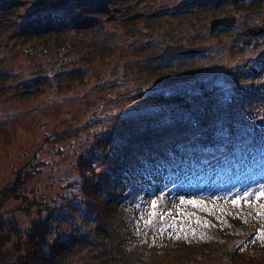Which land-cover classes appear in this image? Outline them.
<instances>
[{
  "label": "rangeland",
  "instance_id": "obj_1",
  "mask_svg": "<svg viewBox=\"0 0 264 264\" xmlns=\"http://www.w3.org/2000/svg\"><path fill=\"white\" fill-rule=\"evenodd\" d=\"M179 1L137 2L135 11L155 15L150 22L149 19L138 17L131 24H123L121 20L128 14L123 12L115 14L112 19H98L95 16L96 21L91 25L79 29H61L59 37L49 31L28 41H22V35L11 34V18L0 14V196L4 186L14 178V169L40 166L39 171L24 183L27 199L11 198L0 207V227L8 230L11 240L18 239V236L20 240L24 238L32 220L40 215L37 205L46 204L51 208L56 206V209L53 207L52 215L48 216V222L50 235H59L65 247L66 261L63 264H264V204L254 205L259 202L249 201L264 200V196L257 198L258 191H264L261 188L264 178H257L255 182H243L241 178L234 183L226 180L219 190L222 193H213L212 198H220L222 202L238 195L246 202L244 194L250 193L246 205L255 208L259 205L256 208L259 211L256 222L248 223V229L239 231H234V228L214 232L208 221H199L198 227L192 226L196 224L193 214L181 212L178 208L181 205L193 209V203L199 196L176 195L173 189L169 191L162 188L157 195L145 200L144 204L137 205V208L140 206L145 211L137 210L135 215L130 213L128 207L123 208L121 214L124 217L129 214L127 219L130 218L131 223L144 228L139 233V236L143 234L139 239L138 236L128 240L125 246L117 245L119 240L115 239L110 229L103 234L106 237L103 240L94 237L95 233H91V230L95 220L92 218L81 224V218L84 217L82 205L66 209V212L57 206L64 192L71 191L65 187V183L78 176L76 158L90 146L91 136L112 129L115 134L119 129L123 128L124 131V127L126 130L127 126L131 130L140 121V116L127 118L129 108L138 107L147 111L157 104L156 98L149 92L145 97H133L130 92L138 91L144 82L150 87L156 86V93L158 90L174 88L188 76L184 74L193 71L197 76L207 77V85L219 77L230 82L227 72L232 65L249 63L264 55V30L256 33V44L248 43L247 47L244 45L246 43L241 42V48L228 49L230 43L236 46L237 36L234 29L223 30L221 35L214 34L217 28L221 30L222 23L210 27L215 17L209 13L211 4L202 7V12L198 8L199 15L189 19V16L176 15V10L190 7L180 5ZM13 3L15 5L10 15L21 21L24 6L28 4L29 8L32 2L14 0ZM225 6L236 15L235 22L238 20L241 28L243 10L237 12L229 3H225ZM51 9L63 12L60 5L51 6ZM262 11L264 3L259 10L244 17L249 26L258 24ZM242 30L244 28L239 32L242 33ZM166 44H203L204 48L201 50L203 52L186 56L173 53L171 60L169 56L160 57L161 60L153 59L167 66L154 72L145 61V56L162 49ZM28 48H39V52L29 54ZM211 53L214 55L210 56ZM60 62L64 65L61 64L60 72L55 73ZM169 68H175L179 73L174 75L168 72ZM116 72L123 75L119 76L120 73ZM217 88L220 90V86ZM187 95L185 93L177 103L165 99L161 108L158 106V114L165 118L170 114H176L170 118L178 117L180 109L187 110L193 106H184ZM245 107H241V112L246 110ZM150 115H142V119L151 118ZM251 115L249 112L248 118L253 123L254 118L256 121L264 120V110ZM152 140L155 139H150L147 144H153ZM257 147L254 146V149ZM72 193L76 194L74 189ZM181 197L183 204L180 203ZM154 199L157 205L162 204L169 209V217L155 209V217L148 218L154 222L163 220L165 225L174 223L175 229L169 227L161 234L159 227L155 231L145 227V221L149 219H144L139 212L149 215L153 211L151 201ZM41 214L44 216L43 212ZM146 237L149 241L147 245ZM194 237L203 238L204 243L194 245L191 242ZM185 241L190 244H185ZM7 247H10V243ZM236 248L243 255H234V261L231 256ZM13 254L10 256L13 257Z\"/></svg>",
  "mask_w": 264,
  "mask_h": 264
},
{
  "label": "trees",
  "instance_id": "obj_2",
  "mask_svg": "<svg viewBox=\"0 0 264 264\" xmlns=\"http://www.w3.org/2000/svg\"><path fill=\"white\" fill-rule=\"evenodd\" d=\"M30 1L32 5L29 8H27L28 4L27 7L24 6V15L19 21L10 15L13 13L14 0H0V14L11 18L13 29L11 34L22 35V41L39 38L49 31H52L55 37H59L61 29H79L93 24L96 21L95 16H98V19L100 17L112 19L115 14L128 13L121 20L123 24H131L138 17L149 19L150 22L155 17L152 13L148 15L134 10L136 3L142 0ZM225 3L231 4L237 12L243 10L241 11L243 29L249 27L244 17L252 11L259 10L264 0H180V5L190 7L186 6L187 8L181 11L176 10V15L195 18L200 13L198 8H201L202 12V7L207 4H211L208 8L212 16L234 15ZM56 5H60L63 12L51 9V6ZM257 23H264L263 11L261 20ZM220 27L221 30L217 28L214 31L215 35H221L223 30L234 29L237 36L236 46L230 43L227 45L228 49L241 48L239 44L248 38L247 34L244 36L239 32L241 28L238 26V20L232 25L221 24ZM257 38L258 34H254L250 43L256 44ZM244 45L248 47V43ZM160 50H154L145 56V61L150 64L154 72L167 68L166 65L158 64L153 60L160 59L157 58ZM37 52L39 48L27 51L29 54ZM167 56L170 57L168 59H172L171 54ZM61 64L63 63L60 62L55 73L60 72V67L64 65ZM175 68H169L167 71L177 75L179 71ZM229 69L231 70L227 72V76L230 82L219 77L218 80L207 85L205 84L207 77L197 76L193 71L184 74L188 76L177 87L158 90L156 93V86L150 87L144 82L143 87L138 91L130 92L133 97H145L149 92L156 98L157 104L147 111L146 109L142 111L138 107L129 108L127 118L140 116V121L131 130L127 126L126 130L124 127V131L123 128L119 129L116 132L117 136L113 133V129L91 136L90 146L80 152L76 158L78 176L65 183V187L71 191L74 189L79 197L74 193L70 194L71 191L64 192L65 195L59 197L61 200L58 202V208H63L66 212V209H75L78 205H82L84 217L81 218V224L93 218L95 223L91 233H95L94 237L103 240L106 238L103 234L110 229L115 239L119 240L117 245L125 246L128 240L137 238L144 228L131 223L130 218L127 219L129 214L124 217L121 214L123 208L128 207L130 213L135 215L137 210L145 211L141 210L140 206L137 208V205L144 204L145 200L157 195L162 188L169 191L173 189L172 192L175 191L176 195L199 196L193 203V209L181 205L178 208L181 212L193 214L196 224L192 226L198 227L199 221H208L214 232L234 228V231L248 229V223L256 222L259 214L256 208H259L260 204L263 205L264 200L246 199L244 200L246 202H243L242 197L238 195L222 202L220 198L213 199L212 196L215 192L222 193L219 190L223 181L232 180L234 183L241 178L243 182H255L257 177L264 178V120L256 121L254 118L253 123L248 118L249 112L254 116L255 113L260 114L264 110V55L258 56L253 61L250 60L249 63L232 65ZM116 73H120L119 76L123 75L121 72ZM185 93L188 95L184 106L185 104H193V106L187 110L180 109L176 118H170L176 114H170L166 118L158 114L162 101L167 99L177 103L183 99ZM242 106H246V110L241 112ZM162 113L168 112L162 111ZM145 114H151V118L142 119V115ZM150 139H155L152 140L153 144H147ZM254 146L258 147L254 149ZM39 168L40 166L35 165L32 169H14V178L4 186L0 196V207L11 198L26 200L24 183L31 179ZM233 200H237V203L233 204ZM248 200L257 201L259 203L253 204L259 205L256 208L246 205ZM37 206L40 215L32 220L22 240L19 236L18 239L11 240L8 230L0 227V264H63L66 261L65 247L59 240V235L57 237L50 235L48 216L52 215L53 207L56 209V206L52 208L46 204ZM41 206L43 208H40ZM156 209L163 216L169 217V209L162 204L157 205ZM139 214L144 219H150L147 212H139ZM141 235L143 234L141 233L137 239ZM147 238L145 245L149 242ZM202 240L204 239L194 237L191 242L199 245L204 243ZM8 243H10L9 248ZM184 243L190 244L186 241ZM238 249L236 248L232 253L231 257L234 261L237 255L238 257L243 255ZM11 253H14L13 257L10 256Z\"/></svg>",
  "mask_w": 264,
  "mask_h": 264
},
{
  "label": "water",
  "instance_id": "obj_3",
  "mask_svg": "<svg viewBox=\"0 0 264 264\" xmlns=\"http://www.w3.org/2000/svg\"><path fill=\"white\" fill-rule=\"evenodd\" d=\"M236 15L231 16H221V17H214L213 20L210 22V27H216L219 23L223 25H232L236 21ZM264 30V23L261 24H254L253 26L245 27L242 30L243 34H247L248 38L244 39L242 43H250L252 41V37L254 34ZM204 48L203 44H196V45H182V44H166L158 53V56H167L173 53L177 54H187V53H194L202 50Z\"/></svg>",
  "mask_w": 264,
  "mask_h": 264
},
{
  "label": "snow or ice",
  "instance_id": "obj_4",
  "mask_svg": "<svg viewBox=\"0 0 264 264\" xmlns=\"http://www.w3.org/2000/svg\"><path fill=\"white\" fill-rule=\"evenodd\" d=\"M261 188H264V185H262ZM249 195H250V193H245L244 198L247 199ZM260 196H264V191H258L257 198H259ZM180 203L181 204L184 203V200L182 197L180 198ZM236 203H237V200H233V204H236ZM151 207H152L153 211L149 213V216L155 217V215H156L155 209L157 208V200L154 199L151 201ZM145 227L152 228L153 231H155L156 228L159 227L161 234H163L164 232H166L168 230L169 227H172L173 229H175V224L173 223L170 225H165L163 223V220H161L160 222H154V220L149 219V220L145 221Z\"/></svg>",
  "mask_w": 264,
  "mask_h": 264
}]
</instances>
